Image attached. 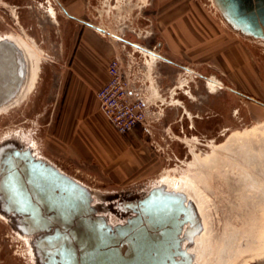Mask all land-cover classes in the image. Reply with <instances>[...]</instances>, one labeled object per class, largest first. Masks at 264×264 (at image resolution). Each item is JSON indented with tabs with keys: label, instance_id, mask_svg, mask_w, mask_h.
<instances>
[{
	"label": "rangeland",
	"instance_id": "rangeland-1",
	"mask_svg": "<svg viewBox=\"0 0 264 264\" xmlns=\"http://www.w3.org/2000/svg\"><path fill=\"white\" fill-rule=\"evenodd\" d=\"M68 10L83 19L91 18L110 34L123 31L142 36L147 30L155 37L149 47L153 49L160 44L162 15L199 17L205 25L230 32L225 69L218 61L200 56L193 66L191 60L184 59L179 64L191 71L177 67L173 84L163 88L152 71L158 97L150 107L148 122L145 127L118 134L98 108L95 92L102 82L96 72L87 70L84 61L88 56L79 50L85 25L74 21ZM5 36L25 42L30 71L24 80L32 79V83L18 104L0 113V149L32 146L66 175L84 183L93 195L96 212L105 215L110 224L121 223L131 214L123 202L161 186L156 184L165 177L176 185L189 177L200 188L202 204L195 213L198 225L190 237L185 236L190 225L183 226L182 247L188 252L195 243L194 235L207 236L209 258L215 255V264H246L264 252V190L244 176L235 155L232 158L219 150L228 141L236 144L244 134L258 131L264 135L263 40L232 29L212 0H97L76 6L65 5L64 0H0V38ZM125 49L132 50L127 44ZM76 94L84 100L93 99V119L100 130L92 140L84 131L79 133V145L97 149V155L93 154L98 159L102 150L107 153L106 147L118 146L114 151L119 152L116 156L122 166L113 176L100 166L92 170L94 174H87L84 165L78 167V161L87 158L73 154L75 145L68 139L65 125ZM78 112L84 115L87 110ZM261 183L264 188V177ZM16 225L0 208V264H41L33 242Z\"/></svg>",
	"mask_w": 264,
	"mask_h": 264
},
{
	"label": "water",
	"instance_id": "water-1",
	"mask_svg": "<svg viewBox=\"0 0 264 264\" xmlns=\"http://www.w3.org/2000/svg\"><path fill=\"white\" fill-rule=\"evenodd\" d=\"M225 22L239 33L264 41V0H212ZM91 25V24H90ZM100 30L99 27H95ZM102 31V30H101ZM24 60L16 45L0 38V105L18 89ZM0 201L35 235L41 264H191L182 247L198 225L192 205L162 186L123 202L131 214L107 222L91 205L85 186L37 159L26 148L0 149Z\"/></svg>",
	"mask_w": 264,
	"mask_h": 264
},
{
	"label": "crops",
	"instance_id": "crops-1",
	"mask_svg": "<svg viewBox=\"0 0 264 264\" xmlns=\"http://www.w3.org/2000/svg\"><path fill=\"white\" fill-rule=\"evenodd\" d=\"M64 1L67 6H76L78 3L92 5L93 2H97V0ZM73 12L76 11L74 10ZM68 13L73 16L74 21H76V18H79L80 20L87 22V24L82 27L80 32L79 50L80 52H85L88 56V60L84 61L87 65V70L90 73L96 72L101 82H104L107 78V62L115 55L123 56L126 52L125 47L120 45L118 41L113 40L110 33L107 32V29L93 23L91 18L87 17L83 19L75 13H70L69 10ZM76 22L79 23L78 21ZM79 24L83 25L82 23ZM95 26L102 28V31L97 30ZM196 31L197 33H195ZM150 35L151 33L147 30H145L142 36L135 32H120V36H122V38L124 37L136 43L139 40L141 44L148 48L153 46L155 42V37ZM159 42L160 44L155 47V50L165 60L155 61L152 64V71L156 79L159 81V84H161L159 85V88H163L164 85L168 86L173 84L175 70L177 67L182 66L179 63H182L184 59L191 60L189 61V64L192 65L194 60L197 59V56H200L215 62L218 61L219 66L225 69L226 58L224 53L226 48L231 46V34L228 30L221 27L216 28L210 27L208 24L205 25L201 22V18L198 17L196 19L193 15H176V13H166L160 17ZM216 48H218L219 51H213L216 50ZM211 52L214 53L211 54ZM84 101H86V103H83ZM94 107L95 103H93V99L92 101H89V99L84 100L81 94H76L74 104L69 106V108L72 109H70L69 115L65 117V125L69 129L68 139L74 142L75 146L71 148L74 152L73 154L83 155L87 158L85 161H78L79 168L84 165L87 169V174H94L92 170H97L100 166L108 174L113 176L114 172H120L122 166L120 158L116 156L119 152L114 151V149H119L118 146L117 148H113L112 145L106 147L107 153H105V150H102V158L98 159L97 156H94L98 153L97 149L94 150L92 147H83L82 145H79V140H81L79 133L83 134L84 131L86 138L90 140H92L95 136L98 137V133H100V130L98 126L95 125L93 119V114L95 112ZM84 108L87 112H85L84 115H79L78 111ZM102 124L105 125L104 121ZM137 127L138 126H136L133 130ZM79 128H83L81 130L82 132L78 131ZM102 132H104L103 126ZM93 152L95 154H93ZM246 264H264V252L259 256L248 260Z\"/></svg>",
	"mask_w": 264,
	"mask_h": 264
},
{
	"label": "built area",
	"instance_id": "built-area-1",
	"mask_svg": "<svg viewBox=\"0 0 264 264\" xmlns=\"http://www.w3.org/2000/svg\"><path fill=\"white\" fill-rule=\"evenodd\" d=\"M98 30V29H97ZM100 31V30H99ZM121 45L132 50L123 56H113L106 65L107 78L97 88L98 108L118 134L131 132L136 126L145 127L157 96L152 64L165 60L155 49L129 42L120 35L110 34ZM135 51L137 54H135ZM188 71V66H182Z\"/></svg>",
	"mask_w": 264,
	"mask_h": 264
},
{
	"label": "bare ground",
	"instance_id": "bare-ground-1",
	"mask_svg": "<svg viewBox=\"0 0 264 264\" xmlns=\"http://www.w3.org/2000/svg\"><path fill=\"white\" fill-rule=\"evenodd\" d=\"M4 38L13 42L16 45V47L20 50V52L23 56L24 65L26 67H24L25 74H24L22 82L20 83L16 92L12 95L11 98H9L6 102H4L3 104L0 105V113L7 110L11 106L18 104L19 101L23 98L24 93L27 90V87L31 86V83H32L31 82L32 79L30 81L26 80L27 79L26 77H28L27 75L29 74V71H30V67L27 66L26 61H25L26 55L28 52V48H27L25 42L21 38L14 37V36H5ZM35 69H36V67H34V71H35ZM24 78H26V79L24 80ZM250 133L242 135L238 140H236L237 141L236 144H233L234 143L233 141L232 142L228 141L219 150L222 153L226 152L227 154H232V158H234V155H235L238 158L237 159L238 166L243 171L244 176L246 178H249L251 180V182L253 181L254 183H257L260 186V188H258V190H261V188L264 190L263 184L261 183L262 178L264 177V159H263L264 158V135H261L258 131L254 132L253 134H250ZM27 148L31 151V153L33 154V156L35 158L44 160L45 162L55 166L47 158H44V157L40 156L39 154H37L34 151V149L32 148V146H27ZM55 167L59 171L64 173V171L61 168H59L57 166H55ZM253 177H255V178H253ZM71 178L76 180L81 185L85 186L86 188H88L80 180H78L74 177H71ZM156 185H161L166 191H171V192H176V193L182 194L185 197L186 201L192 205L194 212L196 214H198V207H200L202 204L201 200L199 199V196L201 195V191H200V188L197 187L196 182L193 181V179H191V178L189 179V177H186L181 181L180 185H176L175 183L172 182V179L165 177L161 182H158ZM187 192H188V194H187ZM89 193H90V197H91V205L94 207L93 197H92L93 195L91 194L90 191H89ZM94 194H96V193H94ZM0 208L3 210L1 201H0ZM4 213H6V212H4ZM7 214H10V213H7ZM10 215L17 222V220H18L17 216H15L13 214H10ZM16 226H18V228L22 232H24L23 227L20 223L17 222ZM26 238L31 239V241L33 242V245H34V240L36 238L35 235L27 234ZM193 240L195 242L194 245H192L191 247L186 246V247H188V252L192 255V262L191 263L192 264H209L210 262H213L212 264H215L217 261V257H215V255H212V257L209 258L210 247L208 244V241H209L208 237L205 235H199V236L194 235Z\"/></svg>",
	"mask_w": 264,
	"mask_h": 264
},
{
	"label": "flooded vegetation",
	"instance_id": "flooded-vegetation-1",
	"mask_svg": "<svg viewBox=\"0 0 264 264\" xmlns=\"http://www.w3.org/2000/svg\"><path fill=\"white\" fill-rule=\"evenodd\" d=\"M71 16V15H70ZM72 18H73V16H71ZM76 21H78L79 23H82V24H84V25H86L87 24V22L86 21H83V20H80L79 18H76ZM219 82V84H218V86H219V88H222V82L220 81V80H218ZM186 225V224H185Z\"/></svg>",
	"mask_w": 264,
	"mask_h": 264
}]
</instances>
